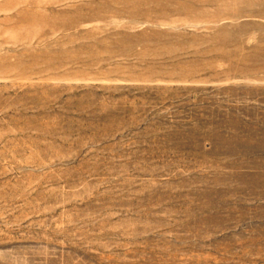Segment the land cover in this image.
Listing matches in <instances>:
<instances>
[{"label": "rangeland", "instance_id": "374dc122", "mask_svg": "<svg viewBox=\"0 0 264 264\" xmlns=\"http://www.w3.org/2000/svg\"><path fill=\"white\" fill-rule=\"evenodd\" d=\"M0 264H264V0H0Z\"/></svg>", "mask_w": 264, "mask_h": 264}]
</instances>
